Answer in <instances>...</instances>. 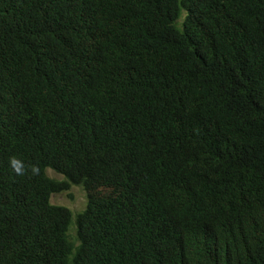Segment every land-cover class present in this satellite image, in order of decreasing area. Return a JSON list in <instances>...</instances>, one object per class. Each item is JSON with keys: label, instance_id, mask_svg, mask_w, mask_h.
I'll return each mask as SVG.
<instances>
[{"label": "trees", "instance_id": "1", "mask_svg": "<svg viewBox=\"0 0 264 264\" xmlns=\"http://www.w3.org/2000/svg\"><path fill=\"white\" fill-rule=\"evenodd\" d=\"M0 264H264V0H0Z\"/></svg>", "mask_w": 264, "mask_h": 264}, {"label": "rangeland", "instance_id": "2", "mask_svg": "<svg viewBox=\"0 0 264 264\" xmlns=\"http://www.w3.org/2000/svg\"><path fill=\"white\" fill-rule=\"evenodd\" d=\"M46 174L49 178L63 181L64 178L55 173L53 170L47 169ZM50 202L53 205L63 206L69 209L72 214L78 213L84 210L86 205L85 192L80 186H71L68 190L62 191L60 193L52 194L50 197ZM70 235L74 236V229H71Z\"/></svg>", "mask_w": 264, "mask_h": 264}, {"label": "clouds", "instance_id": "3", "mask_svg": "<svg viewBox=\"0 0 264 264\" xmlns=\"http://www.w3.org/2000/svg\"><path fill=\"white\" fill-rule=\"evenodd\" d=\"M10 166L16 175L22 176L25 174V167H24V164L22 161H20L16 158H11L10 159ZM32 172L35 174L37 172V169L35 167H33Z\"/></svg>", "mask_w": 264, "mask_h": 264}]
</instances>
